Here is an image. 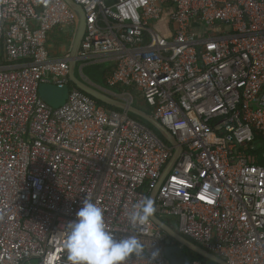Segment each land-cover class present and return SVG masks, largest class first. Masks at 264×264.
I'll list each match as a JSON object with an SVG mask.
<instances>
[{
  "label": "built area",
  "instance_id": "obj_1",
  "mask_svg": "<svg viewBox=\"0 0 264 264\" xmlns=\"http://www.w3.org/2000/svg\"><path fill=\"white\" fill-rule=\"evenodd\" d=\"M74 1L87 20L77 73L91 81L85 66L113 63L108 87L91 82L146 104L182 146L154 214L228 264H264V165L247 151L264 136V0ZM78 26L64 0H0V264H70L65 225L84 199L115 238L137 236L170 264L165 235L127 215L174 150L75 87L59 109L39 96L43 83L71 85ZM66 32L53 56L51 36Z\"/></svg>",
  "mask_w": 264,
  "mask_h": 264
},
{
  "label": "water",
  "instance_id": "obj_2",
  "mask_svg": "<svg viewBox=\"0 0 264 264\" xmlns=\"http://www.w3.org/2000/svg\"><path fill=\"white\" fill-rule=\"evenodd\" d=\"M72 10H74L79 16V26L71 46V61L69 62V81L72 86L90 95L97 101H100L106 105L114 107V109L122 112H126L131 116L137 117L146 122V127L164 143L168 144L174 151L163 168L155 186L149 193L148 198L155 201L157 192L164 182L176 162L179 160L182 154V146L179 144L177 138L152 114L140 109L131 103L122 100L116 96H113L108 90L100 87L99 85L85 80L78 75V61L79 52L82 42L85 37L87 20L83 7L77 4L74 0H64ZM70 86H58L55 84L43 83L39 87L40 98L50 107L59 109L64 106L70 96ZM154 129V130H153ZM150 221L153 225L159 229L166 237L163 247V256L170 264H191L185 250L192 252L193 254L200 256L201 258L213 262L215 264H228L226 261L215 256L214 254L202 249L191 240L185 238L179 234L174 228L169 226L165 221L160 219L155 214L151 217Z\"/></svg>",
  "mask_w": 264,
  "mask_h": 264
},
{
  "label": "clouds",
  "instance_id": "obj_3",
  "mask_svg": "<svg viewBox=\"0 0 264 264\" xmlns=\"http://www.w3.org/2000/svg\"><path fill=\"white\" fill-rule=\"evenodd\" d=\"M156 211L153 200L145 197L134 203L127 215L133 227L144 225ZM64 248L70 264H126L129 258L143 257L156 264L160 249L147 251L137 236L117 239L107 229L103 210L90 199H84L75 218L65 225Z\"/></svg>",
  "mask_w": 264,
  "mask_h": 264
},
{
  "label": "trees",
  "instance_id": "obj_4",
  "mask_svg": "<svg viewBox=\"0 0 264 264\" xmlns=\"http://www.w3.org/2000/svg\"><path fill=\"white\" fill-rule=\"evenodd\" d=\"M61 56V55H60ZM59 56V57H60ZM115 70V66L113 63L110 64H97V65H88L83 68V74L85 77H88L91 81L100 84L104 87H108L107 84V77H109ZM79 75V73H78ZM71 88H74V86L70 85ZM117 93H122L124 91H130L133 92V89H131L130 86L125 85H117V87L112 88ZM99 104L103 105L106 109H109L111 111H118L114 109V107H111L109 105H106L100 101H97ZM136 107L143 109L147 111L148 113H152V110L143 103L134 104ZM131 118L135 119L136 121L142 123L143 125H146V122L142 121L141 119L131 116ZM147 126V125H146ZM154 130V129H153ZM253 136H255V142L250 146L247 151H249L251 154H254L258 157V161L260 165H264V136L258 132H254ZM147 186L144 187V189ZM189 260L192 263H199V264H215L213 262H210L208 260H205L201 258L200 256H197L193 254L192 252L185 250Z\"/></svg>",
  "mask_w": 264,
  "mask_h": 264
},
{
  "label": "crops",
  "instance_id": "obj_5",
  "mask_svg": "<svg viewBox=\"0 0 264 264\" xmlns=\"http://www.w3.org/2000/svg\"><path fill=\"white\" fill-rule=\"evenodd\" d=\"M50 40L51 41H49V46L52 55L59 57L60 54L62 55L69 46L70 39L68 33L66 32L63 35L55 33L51 36Z\"/></svg>",
  "mask_w": 264,
  "mask_h": 264
},
{
  "label": "rangeland",
  "instance_id": "obj_6",
  "mask_svg": "<svg viewBox=\"0 0 264 264\" xmlns=\"http://www.w3.org/2000/svg\"><path fill=\"white\" fill-rule=\"evenodd\" d=\"M61 55V54H60ZM143 105V104H142ZM35 264H37V263H35Z\"/></svg>",
  "mask_w": 264,
  "mask_h": 264
}]
</instances>
